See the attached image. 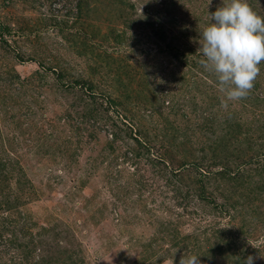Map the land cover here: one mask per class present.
Returning <instances> with one entry per match:
<instances>
[{
	"label": "rangeland",
	"instance_id": "374dc122",
	"mask_svg": "<svg viewBox=\"0 0 264 264\" xmlns=\"http://www.w3.org/2000/svg\"><path fill=\"white\" fill-rule=\"evenodd\" d=\"M221 5L0 0V215L30 264H264V62L222 107L198 51Z\"/></svg>",
	"mask_w": 264,
	"mask_h": 264
},
{
	"label": "clouds",
	"instance_id": "9594fccd",
	"mask_svg": "<svg viewBox=\"0 0 264 264\" xmlns=\"http://www.w3.org/2000/svg\"><path fill=\"white\" fill-rule=\"evenodd\" d=\"M210 23L200 34L198 51L202 67L214 74L223 94L222 107L247 98L264 62V17L247 0H222V5L208 13ZM249 255L244 264H254ZM179 264H200L196 255H182Z\"/></svg>",
	"mask_w": 264,
	"mask_h": 264
},
{
	"label": "trees",
	"instance_id": "16d2710c",
	"mask_svg": "<svg viewBox=\"0 0 264 264\" xmlns=\"http://www.w3.org/2000/svg\"><path fill=\"white\" fill-rule=\"evenodd\" d=\"M6 180H0V191L6 187ZM16 200L8 202H0V208L2 212H9L14 205L16 204ZM15 221V220H14ZM16 223H12L6 216L0 215V264H6L5 262H1V258L4 257L5 254L8 255L9 259H6L7 264L11 263L12 260L17 261V264H30L28 257L33 252L32 249L33 242L29 237L27 238L24 230L22 229L23 225L21 224L17 227ZM26 239V240H25ZM42 264H48L43 259L40 260ZM34 263V262H33ZM35 264H40L36 262Z\"/></svg>",
	"mask_w": 264,
	"mask_h": 264
}]
</instances>
